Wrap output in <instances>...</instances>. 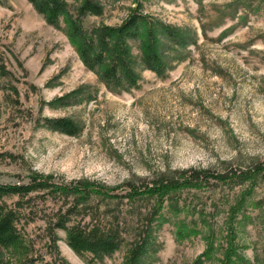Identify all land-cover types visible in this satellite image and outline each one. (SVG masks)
<instances>
[{
  "label": "rangeland",
  "instance_id": "374dc122",
  "mask_svg": "<svg viewBox=\"0 0 264 264\" xmlns=\"http://www.w3.org/2000/svg\"><path fill=\"white\" fill-rule=\"evenodd\" d=\"M104 4L73 38L70 16L55 25L28 0H0V184L51 186L1 201L22 238L0 264H264V0ZM136 13L143 34L123 44L140 86L110 87L81 45ZM167 29L182 46L169 49ZM152 41L164 78L136 64ZM63 117L82 132L47 127ZM63 216L124 242L91 262Z\"/></svg>",
  "mask_w": 264,
  "mask_h": 264
},
{
  "label": "trees",
  "instance_id": "16d2710c",
  "mask_svg": "<svg viewBox=\"0 0 264 264\" xmlns=\"http://www.w3.org/2000/svg\"><path fill=\"white\" fill-rule=\"evenodd\" d=\"M35 9L50 23L58 25L62 18H67L70 23V35L73 38L83 37V22L88 16H103L105 13L104 0H28ZM146 18L139 13L132 15L120 28H104L99 40L88 38L81 45V57L84 64L99 72L101 79L110 87L120 89H137L140 86L139 77L130 66L128 50L124 41H137L143 34ZM171 41L169 49L182 46L172 29L166 30ZM115 39V45L111 41ZM97 43V44H96ZM97 45V46H96ZM113 52L116 54H113ZM136 64H141L144 69L154 72L159 77L168 75V67L163 54L156 49L152 41L136 57ZM104 67V68H103ZM46 125L53 131H58L70 136H78L82 132L80 126L72 118H57L46 120ZM225 176L221 178L224 179ZM51 187L47 181L32 179L29 184L1 185L0 184V248H9L21 242V233L18 230V215L14 209L1 201L9 196H27L41 189ZM141 192L142 194L148 193ZM137 193V192H134ZM66 216L61 217L56 223L58 228L67 233V243L78 255H91V262H101L106 257L115 254L122 246L124 237L121 231L110 228H85L69 226ZM137 250V255L145 254L146 245ZM136 255V257H137ZM135 257V258H136Z\"/></svg>",
  "mask_w": 264,
  "mask_h": 264
}]
</instances>
